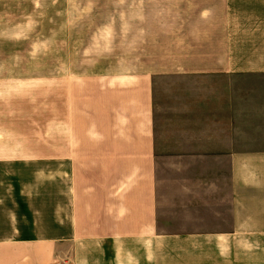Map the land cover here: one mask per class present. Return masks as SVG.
I'll return each mask as SVG.
<instances>
[{
  "label": "crops",
  "instance_id": "crops-1",
  "mask_svg": "<svg viewBox=\"0 0 264 264\" xmlns=\"http://www.w3.org/2000/svg\"><path fill=\"white\" fill-rule=\"evenodd\" d=\"M89 13L86 36L69 42L86 27H59L69 57L46 76L72 229L10 240L0 221V264H92L91 251L65 249L82 236L120 242L122 264H242L235 249L247 247L264 264V0Z\"/></svg>",
  "mask_w": 264,
  "mask_h": 264
},
{
  "label": "rangeland",
  "instance_id": "rangeland-1",
  "mask_svg": "<svg viewBox=\"0 0 264 264\" xmlns=\"http://www.w3.org/2000/svg\"><path fill=\"white\" fill-rule=\"evenodd\" d=\"M118 6L120 0L0 1L2 238L56 240L69 235L72 227L66 223L70 222L68 219L71 217L70 202L68 197L66 201L65 196L60 195L61 190L67 189L69 179L63 174L66 166L58 167L52 161L49 125L51 97L46 76L53 72L57 74V71L61 73L62 68L55 66L60 64L61 58L69 57L68 52L61 51L59 27L74 25L75 21L79 27H86L80 29L79 34H64L72 42L76 35H87L92 19L90 9ZM98 14V17L95 15L96 20L106 17L103 13ZM62 32L67 33V30ZM78 212L79 217L87 215L86 210L80 209ZM86 228L81 226L80 232ZM65 246L68 252L73 251L75 246L84 253L83 256L91 251L95 256L92 264H122L129 261L127 256L111 255L113 248L115 251L116 247H121L120 242L116 241H88L82 236L80 242ZM235 251L241 256L242 264H250L248 247ZM131 261L137 262L136 255Z\"/></svg>",
  "mask_w": 264,
  "mask_h": 264
}]
</instances>
